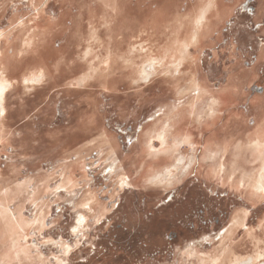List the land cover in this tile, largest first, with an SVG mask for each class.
Segmentation results:
<instances>
[{"label":"rangeland","instance_id":"1","mask_svg":"<svg viewBox=\"0 0 264 264\" xmlns=\"http://www.w3.org/2000/svg\"><path fill=\"white\" fill-rule=\"evenodd\" d=\"M84 1L0 0V51L15 54L14 66L19 69L10 77L7 113L0 118V211L8 212L15 224H24L18 230L19 243L8 244L14 259L0 244V264H231L264 252V199L247 198L250 188L238 183L241 171L226 182L227 171L209 174L211 158L216 156L219 162L226 158L230 167V151L242 141L256 139L264 91L254 98L245 90L239 92L242 98L230 105L233 111L224 108L207 129L212 115L207 102L200 104L199 115L187 116L182 125L196 142L194 148L186 145L178 152L195 159L187 176L173 186L144 182L140 176L154 154L164 151L158 141L152 156L146 151L148 132L163 126L168 107L189 108L190 98H179V91L190 79L185 75L181 84L173 83L163 71L137 87L136 65L130 71L119 64L108 69L97 58L105 48L93 44L94 67L102 77L108 75L111 88L95 78L80 83L89 72L87 61L79 59L89 41L86 6L98 4ZM159 1L129 4L152 9L165 2ZM200 1L178 0L172 15L190 14ZM251 2L221 0L231 5V14L211 28L203 47L201 42L191 45L193 62L212 90L235 84L240 72L246 73L241 86L248 90L259 72L264 73V68L248 67L241 54L247 52L249 41L258 51L264 48V1L256 4L257 15L246 10ZM133 12L126 15L125 30L140 28ZM77 22L84 27L81 36L73 32ZM50 25L61 33L40 47L22 48L30 30ZM52 51H63V60ZM34 65H57L60 71L53 70L41 83L25 84ZM260 84L264 86V81ZM256 98L262 100L253 104ZM170 138L172 147L176 137ZM178 153L160 173L174 169ZM247 158L254 161L251 155ZM249 164L258 165L249 162L248 169ZM89 195L95 197L93 210L87 206ZM209 207L215 208L211 216ZM82 216L86 221L79 229Z\"/></svg>","mask_w":264,"mask_h":264},{"label":"bare ground","instance_id":"2","mask_svg":"<svg viewBox=\"0 0 264 264\" xmlns=\"http://www.w3.org/2000/svg\"><path fill=\"white\" fill-rule=\"evenodd\" d=\"M94 1L98 2V4L90 8L89 5L86 6L88 7L87 11L89 13V31L86 32L88 33L89 41L85 46V50H82L83 56L79 57V59L81 58L82 60L87 61L89 72L84 78L80 79V83L85 84L88 83V80L95 78V81L99 84H103L102 86L104 88H111L108 75L105 76L104 74L102 77V75H100L101 73H97L98 68L94 67V54L96 53H94L95 45L93 44H97V46L101 45L105 48L103 53H101V51L100 54L97 53V58L99 60L101 59V62L99 61V63L109 67L108 69L113 65L119 64L125 71H130L132 68L131 66L136 65V78L134 79V82L137 87H140L144 83L149 84L155 76L160 75L163 71L166 72V74H169L168 77L171 78H169L170 82L172 81L173 83L182 82L184 79L183 76L185 75L190 79L186 86H183L182 89L180 88L181 90L179 89V98L182 96L187 97V99L190 98L188 101L189 108H182L184 105L180 109H173V106L168 107V114L165 113L166 120L165 123H163V126L160 129H156V125L152 131L149 129L148 140L144 142L146 151L150 153V155L153 154L152 152H154L156 148L155 141L160 142L164 151L162 154H154V160H151L148 169L140 176V180L142 179L144 182H150L155 184V186L157 184L162 186H173L174 184H178L187 176V173L195 162L194 157L188 159L183 154L179 155V153L183 151L184 146L187 145L188 147H193L196 143L193 141L192 134L189 131L190 129L186 128L185 130L182 127L185 118L190 115L193 117L198 116V113H200L198 111V106L200 104L205 105L207 102L208 112L212 116L206 129L213 127L224 108L233 111V107L230 105L242 98L240 95L242 92L238 88L240 85H236L237 82L235 84L232 82L228 84L226 89L219 91L208 88L205 85L207 83L202 79L200 68L192 59L191 45L196 42L205 43L204 40H208L210 37L211 28L216 24L223 22L225 16L228 13H231V5L222 4L219 0H202L190 14L180 15L176 13L173 16L172 13L175 11L174 8L177 6L178 0H165L163 4L161 3V5L155 6V8L152 9L140 8L139 5L131 7L132 5L129 4L130 0ZM158 1L159 0H156V2ZM84 2L86 5L88 0H85ZM158 3L160 4V1ZM169 9H171L170 12H168ZM132 11H134V23H139L138 26L140 28L125 30L124 27H129L126 25V22H128V17H126V15H129V12ZM168 15L173 17H168L169 20H167ZM78 23L79 22L74 25L73 32L81 36L84 27L82 23L79 25ZM131 24L132 23H130V25ZM192 24L194 27H192ZM59 29L51 25L45 29L38 26L34 27L28 32L30 35L28 38L26 37L27 40L24 41L22 48H30L34 45L40 47L44 41H48L50 38L52 39V36H55L54 34H57ZM59 33L61 32L59 31ZM1 36L2 34L0 33V37ZM47 43H49V41ZM50 45L52 44L50 43ZM203 45L204 44H202V46ZM96 48L98 49V47ZM53 53L59 56V60H63V51H56ZM100 55L103 57L101 58ZM89 59L91 60L88 62ZM14 64L15 54L12 55L0 51L1 119H3L7 113V93L13 86L10 77L19 72V69H15ZM56 64L59 66L60 61ZM57 65L52 67L41 66V68L34 65V69L29 70L32 74L24 80V83L35 85L43 82L45 78L50 77L53 70L57 69L60 71ZM104 69L106 70V68ZM169 79L167 81H169ZM240 96L241 98H238ZM260 100H262V98H256L253 104H257ZM229 114L231 113L229 112ZM233 114L239 115L237 113ZM257 120L261 121V125H258L257 131L254 134L256 139L249 143L242 141L237 147H235V151L234 149H231L232 151H230V154L228 155V157L231 155L233 157L230 167L226 164V158L224 161L219 162L217 157L214 156L211 158L212 164L209 169V174L212 173L215 175H217L220 170L222 173L227 171V175L223 178V181L225 182L231 180L236 176V173L238 174V171H241L242 173L240 174L242 176H240L241 180L238 183L239 185H248L250 190L247 198L256 202L264 199V115L258 113ZM205 123L200 124L205 125ZM183 135L184 138L182 137ZM170 136L172 138L176 137L174 140L175 143L172 147H170ZM181 137L183 139L180 140ZM207 141L209 142V140ZM176 152H179V156L177 158V164L173 167L174 169H166L165 172L160 173L161 170L170 163L169 161ZM231 152L235 153L231 154ZM207 153H209L208 150L205 154L207 155ZM248 154L252 156L254 161L248 160ZM249 162H256L258 164L257 168L252 167L251 164H249L252 168L248 169V166L246 165H248ZM126 183V181L122 182L123 185ZM88 197L87 206L90 210H93L91 202H93L92 200H95V197L93 195H89ZM6 198L8 199L9 195L6 196ZM9 215L10 214L5 210L0 211V244L5 245L4 248L6 249V254H8L7 256L13 258L14 255L8 248V244L10 240L14 241V243H19L17 240L19 236L18 230L22 229L24 224L21 222H16L18 224H15L14 220L10 219ZM85 221V217L82 216L79 221V229L83 227ZM7 249L10 252H8ZM17 252L15 255L18 257L19 254ZM231 264H264V252H259L248 258H238Z\"/></svg>","mask_w":264,"mask_h":264},{"label":"crops","instance_id":"3","mask_svg":"<svg viewBox=\"0 0 264 264\" xmlns=\"http://www.w3.org/2000/svg\"><path fill=\"white\" fill-rule=\"evenodd\" d=\"M252 2V4H250L248 7H246V9L249 11V12H251V14L252 15H257V7H256V4L259 2H261V0H251ZM264 1V0H263ZM219 2H221V0H219ZM258 10H259V8H258ZM230 12H231V10H230ZM231 14V13H230ZM229 13L225 16V19L230 15ZM214 28H215V26H213ZM203 44V43H202ZM202 44H201V47H203L202 46ZM255 46V44L254 43H252L251 41H249V42H247V48H246V50H247V52L245 53V52H242L241 54H242V56L245 58V59H247V66L248 67H251V65H253V66H255L254 68H260V69H262V71H263V68H264V64L263 63H261L260 62V58H259V55L257 54V51H258V48H255L254 46ZM238 49H240V47H238ZM258 52H260L261 53V57H263V55H264V48H261V49H259V51ZM248 71H250L251 69H247ZM260 74L258 75L259 77H256L255 79H253L252 81H251V83H250V87H249V89L247 90V89H244V85L243 86H241V82H243V79L241 80V78H242V74H245V73H243V72H240V74L239 73H237V77H236V79H238L237 80V82H238V84L236 83V85H240V86H238V88H239V90H241V92H243V94L246 92L247 94H248V96L251 98V97H255L256 95H259V94H262L263 93V91H264V86H262L260 83H262V81H264V73L262 72H259ZM262 74V75H261ZM241 76V77H240ZM202 79H203V81L205 82V83H207V79H205L204 77H202ZM207 85V84H206ZM242 89H241V88ZM244 90H245V92H244Z\"/></svg>","mask_w":264,"mask_h":264},{"label":"snow or ice","instance_id":"4","mask_svg":"<svg viewBox=\"0 0 264 264\" xmlns=\"http://www.w3.org/2000/svg\"><path fill=\"white\" fill-rule=\"evenodd\" d=\"M206 211H207L208 216H211V214L215 211V208L209 207L208 209H206ZM229 211H231V209ZM206 218H208V217L206 216Z\"/></svg>","mask_w":264,"mask_h":264}]
</instances>
